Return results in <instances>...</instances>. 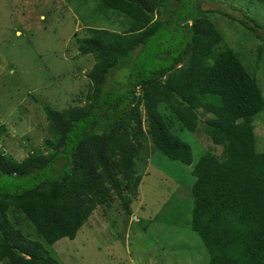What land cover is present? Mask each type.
Returning a JSON list of instances; mask_svg holds the SVG:
<instances>
[{"label":"trees","instance_id":"16d2710c","mask_svg":"<svg viewBox=\"0 0 264 264\" xmlns=\"http://www.w3.org/2000/svg\"><path fill=\"white\" fill-rule=\"evenodd\" d=\"M99 1L98 12L113 11L129 24L121 33L87 28L76 40L79 55L94 60L84 105L43 109L42 151L17 160L0 149V264H58L12 226L10 211L23 214L48 246L74 240L95 209L114 200L129 215L143 179L144 139L190 166L191 148L171 130L175 121L199 132L198 111L209 116L203 131L221 153L204 154L191 172L189 230L208 264H264L257 78L223 44L206 17L211 11L196 12L195 0ZM170 18L176 28L168 40L163 24ZM239 22L258 38L257 24ZM113 74L119 78L109 80Z\"/></svg>","mask_w":264,"mask_h":264},{"label":"rangeland","instance_id":"374dc122","mask_svg":"<svg viewBox=\"0 0 264 264\" xmlns=\"http://www.w3.org/2000/svg\"><path fill=\"white\" fill-rule=\"evenodd\" d=\"M194 2L196 12L211 11L206 17L223 44L257 78L264 99V0ZM99 4V0H0V149L6 155L20 160L43 150L48 137L44 108L63 111L84 105L86 74L94 60L79 55L76 40L86 38L87 28L121 33L129 24L113 11L98 12ZM166 20L163 26L169 40L176 27L171 18ZM240 20L257 24L258 38ZM118 78L113 74L109 80ZM197 114L199 132L190 133L175 121L171 130L191 148L190 166L166 159L144 139L143 179L129 215L114 200L109 208L97 207L74 240L63 239L52 246L23 214L10 211L9 221L26 239L40 243L58 264H208L201 240L187 224L192 209L191 172L204 154L219 156L221 149L204 134L209 116ZM253 124L256 150L261 153L264 112Z\"/></svg>","mask_w":264,"mask_h":264}]
</instances>
